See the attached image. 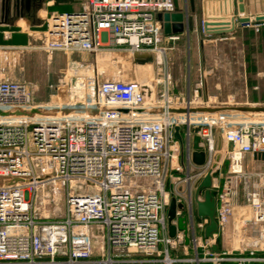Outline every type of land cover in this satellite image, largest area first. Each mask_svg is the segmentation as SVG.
Returning <instances> with one entry per match:
<instances>
[{
  "label": "built area",
  "instance_id": "1",
  "mask_svg": "<svg viewBox=\"0 0 264 264\" xmlns=\"http://www.w3.org/2000/svg\"><path fill=\"white\" fill-rule=\"evenodd\" d=\"M174 9L173 0H87L83 10L51 16L39 48L49 55L96 57L111 51H158L163 40L158 14ZM259 25L264 21L254 18L246 24ZM103 74L96 70L78 78L69 96L50 106L34 104L26 83L0 77L1 111L71 109L61 116L0 112V264H264V171L251 175L243 165L248 155H264V112L238 119L231 115L241 111L172 112L208 106L170 94L168 85L155 97L154 89L140 80H103ZM177 127L183 142L175 136ZM195 135L206 153L203 165L192 160ZM223 160L232 179L221 186L213 180L222 174ZM208 173L219 230L233 214L237 181L242 180L251 222L260 226L262 255L257 249L239 254L211 249L219 230L206 237L209 219L198 217L195 207L196 200L204 199L203 190L197 192ZM61 192L64 216L42 214L41 207ZM173 197L185 205L177 208V216H187L189 243L182 231L169 235ZM191 245L194 255L187 251ZM180 250L185 257L174 255Z\"/></svg>",
  "mask_w": 264,
  "mask_h": 264
},
{
  "label": "crops",
  "instance_id": "2",
  "mask_svg": "<svg viewBox=\"0 0 264 264\" xmlns=\"http://www.w3.org/2000/svg\"><path fill=\"white\" fill-rule=\"evenodd\" d=\"M243 1L245 13L241 15L239 11V0H196L194 10H192L189 0H180L183 10L188 12L186 25L187 29L189 28L190 30L185 29L181 33H172L170 35L165 34L163 31V40L160 44L161 48L164 49L161 53L165 57V67L168 73H165L167 76L164 74L163 80H167V82H165L168 83L170 94L185 97L190 96L191 98L198 99L200 104L202 103L208 106V108H219L221 110L225 107L263 106L257 104V102L261 101V98H253L251 102L254 103H251L239 97L240 95L237 93H233L235 89L226 87L224 85L225 83H232L231 78L224 81V83L219 81V79L212 78L215 75V67H218V65L212 63L211 60L214 57L225 59V54L209 51V45L216 40L233 39L235 35L241 32V29H244L243 27L247 26L241 24L237 20L235 29L232 32L208 35L205 34L202 29V22L207 16L215 19L223 18L227 20V22H231L233 16L236 18L247 16L253 19L258 15L264 14V0ZM86 6L87 0H32V9L27 11L26 7L23 5L15 9L13 4L8 6L7 3H4V0H0V77L9 81L26 83L32 93V85L16 77L17 72L14 70V67L21 64V57H24L27 52L38 51L43 53L44 50L39 48V45H41L44 40L42 34L47 29L48 20L51 16L57 13L83 10ZM8 10L10 12H8ZM228 27L231 28V26ZM256 27H260V29H262L260 33L264 35V25ZM172 36H176L177 38L172 39ZM116 53L117 52L113 51L106 52L105 57H109L108 54L111 57H115L118 55ZM156 53H158V51ZM73 54L75 53L64 54L60 51L50 55L49 57L53 59L54 72H56L58 68L62 70L61 60L67 55V68L65 67L63 69V75H68L71 70L75 71L76 74H80L81 72L79 69H71L75 66V62H73L72 59ZM182 60H186V65L188 66V79L185 89L183 90L177 87L182 81L181 78L177 77L179 74L178 69L182 72ZM178 61L181 63H178ZM92 70L94 73V68ZM259 73L260 72H258V74ZM88 74L89 73L82 74L80 77L91 76V74ZM240 74H242V72H240ZM230 75L231 74H229V76ZM77 79L78 78L73 79L70 84L74 83ZM101 79L104 80L106 78ZM60 80L51 84L53 90L51 103L53 104L56 103L57 98L64 95L69 96V83L60 82ZM164 81L160 80V84L158 83L160 85L159 92H162L166 85ZM245 86L246 88L243 87V89L245 88L244 90L248 91L247 89L249 86ZM259 87L258 85H250L253 91L252 95L257 92ZM225 89H230L227 95L223 93ZM241 112L237 114L245 116L249 113L245 112L242 114ZM247 158L251 161L247 162ZM243 165L245 170L261 171L260 168L261 165H264V160L256 158L254 155H248L244 159ZM221 169L222 174L216 175L213 182L214 184L222 186L229 178L232 179V177L228 174L226 160L222 161ZM176 174L177 173H175V175ZM177 176L183 178L182 174H177ZM176 180L177 179L169 180L168 188L170 190L173 189V183ZM178 187L184 196H186V184L181 182ZM237 191V196H234L232 200L233 214L226 225L219 230L215 245L213 246H217V251L232 252L234 254L247 252L250 249H257L258 254L262 255L260 226L251 222V209L249 204H247L241 179L237 181ZM213 246H211L212 250H214ZM187 251L189 255H194V246H188ZM174 255L185 257L186 253L180 250L176 251Z\"/></svg>",
  "mask_w": 264,
  "mask_h": 264
},
{
  "label": "rangeland",
  "instance_id": "3",
  "mask_svg": "<svg viewBox=\"0 0 264 264\" xmlns=\"http://www.w3.org/2000/svg\"><path fill=\"white\" fill-rule=\"evenodd\" d=\"M243 28L233 39L216 40L209 45V51L225 54V59L214 57L211 60L212 63L218 65V67H215V75L212 78L219 79L222 83L231 78L232 83H225L224 85L235 89L236 92L233 90V93H237L240 95L239 97L249 102L253 98H261V101L257 102V104L264 106V35L260 33L262 31L260 27L247 26ZM159 48H161V45H158ZM156 49L146 51L150 52L147 54H143V52L136 54L117 52L116 54L118 55L115 57H111L109 54V57H105L106 52L101 53L97 57L88 53L75 52L72 58L75 66L71 69H79L81 73L76 74L75 71L71 70L66 76L63 75V69L67 68V55H65L66 59L63 57L61 60L62 70L58 68L54 72L53 59L49 57L50 55L46 51H43V53L38 51L27 52L24 57H21V64L15 66L14 70L17 72L16 77L32 85V100L34 104L53 105L51 103L53 95L51 84L61 79L60 82H68L70 86V82L75 78H80V75L87 73L92 75L93 68L95 71H104L102 78L119 77L128 80H140L149 89L153 88L154 96L158 97L160 95L159 82L160 80L164 81V74L167 73V70L165 67V57H158L159 53H156ZM62 53L66 54L65 52ZM178 63L181 62L178 61ZM182 64V72L178 69L179 74L177 76L182 81L177 87L183 90L188 79V66L186 65V60H182ZM258 72L261 74H258ZM229 74L231 75L229 76ZM165 81L167 82V80ZM166 82L165 84L168 85ZM245 85L249 86L248 91L244 90L246 88ZM250 85L260 86L253 95ZM243 87L245 88L243 89ZM229 91L230 89H225L223 93L227 95ZM231 116V118L235 117L238 119L243 115L237 114V116ZM248 158L246 160L250 162L251 160H248ZM260 170L264 171V165H261ZM245 172L252 175L257 173L258 170L246 169ZM65 206V193L61 192L57 200L46 204L45 207H41V213L49 214L53 218H61L64 216Z\"/></svg>",
  "mask_w": 264,
  "mask_h": 264
},
{
  "label": "water",
  "instance_id": "4",
  "mask_svg": "<svg viewBox=\"0 0 264 264\" xmlns=\"http://www.w3.org/2000/svg\"><path fill=\"white\" fill-rule=\"evenodd\" d=\"M175 9L172 12H165L159 13L158 19L162 23L163 31L165 34L170 35L172 33H181L185 29H187L186 22L188 20V12H185L181 7L180 0H173ZM195 1L196 0H189L192 10L195 9ZM239 11L240 14L243 15L245 13V5L243 0H239ZM4 3H7L8 6L13 4L15 9H18L21 5L26 7L27 11L32 9V0H4ZM10 10V8H9ZM8 10V12H10ZM239 21L241 24H248L251 22V17L247 16H240L238 18L232 17L231 22H227V20L215 19L212 17L207 16L204 19L202 29L205 34L212 35V34H222L226 32H232L235 29L236 21ZM256 22H263L264 21V14L258 15L254 18ZM228 26H231L228 27ZM187 30H190L189 28ZM223 110H239L244 112H264V106H239V107H225L222 108ZM219 108H192L188 109H172V112H197V111H217ZM221 110V109H220ZM125 114L132 115H144L147 114L146 112L142 111H129V110H121ZM2 114L5 115H19V116H34L36 112H40L43 115H53V116H61L71 112V109L64 108L60 111H34V110H16V112L12 113L10 111H1ZM93 113H96L97 110H92ZM161 110H155L153 113L158 114ZM176 138L183 142V138L180 133L179 127L176 128L175 132ZM217 140H218V149L221 150L223 146L222 136L220 131L217 133ZM201 138L199 135H195L192 140V160L196 165H203L206 161V153L200 146ZM256 158L264 160L263 154H255ZM221 158V154L219 153L216 157L215 165L219 163ZM212 174L208 173L205 178L202 180L201 184L198 187V192L200 193L203 190L204 199L203 200H196V210L197 215L200 218H208L209 224L205 230V236L210 238L219 230L218 222L216 219V211H217V202L216 198L212 193ZM177 208L182 210L185 209V205L183 203H177L175 197L172 198L169 210H168V223H169V235L171 237H175L178 231H182L185 234L186 243H189V230H188V219L187 216H177ZM177 221L176 223L174 221ZM214 250H217V246H213Z\"/></svg>",
  "mask_w": 264,
  "mask_h": 264
},
{
  "label": "bare ground",
  "instance_id": "5",
  "mask_svg": "<svg viewBox=\"0 0 264 264\" xmlns=\"http://www.w3.org/2000/svg\"><path fill=\"white\" fill-rule=\"evenodd\" d=\"M214 17H217V16H214ZM218 17H220V16H218ZM222 17V16H221ZM162 51V50H161ZM161 51L158 49V53H159V56L158 57H163V54L161 53ZM147 54V53H150V52H143V54ZM250 241V240H249Z\"/></svg>",
  "mask_w": 264,
  "mask_h": 264
}]
</instances>
